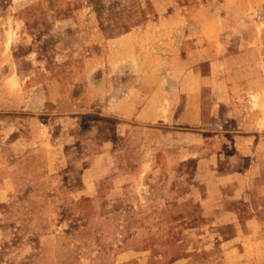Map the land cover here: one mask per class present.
I'll return each mask as SVG.
<instances>
[{"label":"rangeland","instance_id":"374dc122","mask_svg":"<svg viewBox=\"0 0 264 264\" xmlns=\"http://www.w3.org/2000/svg\"><path fill=\"white\" fill-rule=\"evenodd\" d=\"M0 264H264V0H0Z\"/></svg>","mask_w":264,"mask_h":264}]
</instances>
